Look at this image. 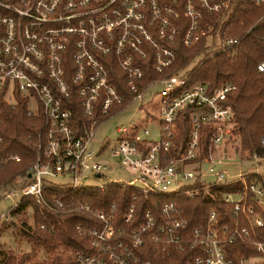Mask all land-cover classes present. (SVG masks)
Wrapping results in <instances>:
<instances>
[{
    "label": "built area",
    "instance_id": "obj_1",
    "mask_svg": "<svg viewBox=\"0 0 264 264\" xmlns=\"http://www.w3.org/2000/svg\"><path fill=\"white\" fill-rule=\"evenodd\" d=\"M230 1L0 0V102L9 108L24 103L27 115L46 121L28 178L23 184L4 186L1 195L16 197L13 205L27 196L52 212L88 213L93 221L77 229L87 233L102 256L77 253V264H152L137 256L151 245L164 253L184 245L200 248L202 254L187 264H264L263 187L246 177L262 174L264 163L259 164L255 154L243 161L228 148L232 111L225 101L235 85L209 90L203 83L189 84L182 74L163 76L175 61L172 45L177 37L186 48L205 37L211 41L215 24L209 15L226 12ZM236 41L228 37L219 44ZM256 68L264 73V61ZM149 69L158 77L148 79ZM154 86L150 93L159 97L158 117L117 128L112 155L116 164L133 171L132 178H111L107 172L115 164L97 158L107 142L96 153L89 148L95 129L104 123L99 119L132 105L139 110L144 93ZM124 103V108L112 112ZM77 108L88 120L84 125L73 116ZM185 112L191 129L178 150L174 139ZM204 124L212 127L207 148L201 144ZM18 159L8 154L0 157V164ZM241 164L244 167L237 173L227 168ZM58 177L65 181L57 182ZM88 179L105 182L95 185ZM111 183L130 184L144 195L174 193L189 198L214 188L237 213L233 232L227 235L228 225L217 224L215 209L204 225L191 227L182 206L174 201L162 204L158 216L150 209L137 214L133 204L123 216H116L115 204L99 210L65 193L104 191ZM220 186L229 190L218 191ZM1 216L6 219V214ZM237 240L259 254L231 257L226 246Z\"/></svg>",
    "mask_w": 264,
    "mask_h": 264
},
{
    "label": "trees",
    "instance_id": "obj_2",
    "mask_svg": "<svg viewBox=\"0 0 264 264\" xmlns=\"http://www.w3.org/2000/svg\"><path fill=\"white\" fill-rule=\"evenodd\" d=\"M209 16L215 24L211 41L205 37L193 47L186 48L177 37L172 45L176 54L175 61L163 76L182 74L189 84L203 83L209 90L226 83L235 85V90L228 93L225 101L232 111V151L243 161L252 159L255 154L259 157V164L264 163V73L256 68L258 62L264 61V4L257 5L254 0H231L226 12ZM228 37L237 41L220 46V41ZM114 73L120 74L118 70H114ZM146 75L148 79L158 77L151 69L146 71ZM120 82L122 86V80ZM126 105L124 103L112 112ZM73 113L79 123L84 125L88 122L79 108ZM106 120L101 118L99 123ZM45 127V118L27 115L24 103L9 108L0 102V157L14 154L19 158L17 161L5 160L0 164V189L26 181L36 158L35 143ZM190 129L188 112L182 113L174 139L178 150H182ZM211 131L212 127L208 124L201 128V144L204 148L210 144ZM246 177L263 187L264 200V167L262 174L250 173ZM226 190L229 188H218V191ZM65 193L99 210L115 204L116 216H123L131 204L135 206L137 214L150 209L158 216L162 204L174 201L182 206V215L188 219L191 227L204 225L209 211L215 209L217 224H225L230 228L227 235L233 232L232 223L237 217L232 205L225 203L214 188L203 190L193 198L174 193L151 192L144 195L138 187L126 183H111L104 191L67 189ZM134 195L136 198L132 199ZM5 214L6 219L0 222V232L11 228L13 236L28 243V249L18 248L20 250L15 251L0 244V264H77V253L101 255L91 245L87 233L77 229L78 225L93 221L84 211L56 213L39 204L33 197L24 196L10 206ZM261 215L264 218L263 211ZM42 224L44 228L40 227ZM226 248L233 258L259 254L240 240L228 244ZM200 254L202 250L196 246L184 245L180 249L171 248V253H164L156 252V247L151 245L146 252L140 251L137 256L152 264H187V260Z\"/></svg>",
    "mask_w": 264,
    "mask_h": 264
},
{
    "label": "rangeland",
    "instance_id": "obj_3",
    "mask_svg": "<svg viewBox=\"0 0 264 264\" xmlns=\"http://www.w3.org/2000/svg\"><path fill=\"white\" fill-rule=\"evenodd\" d=\"M157 87H151L146 93L143 95V106L139 110H135V105H132L128 108H126L121 113L110 117L107 119L104 123L100 124L94 132V135L92 137V140L89 144V148L93 152H97L99 148L104 144V142H107V145L105 149L103 150L102 154L97 155L98 160L105 161L107 164L114 163L115 165H112L107 175L111 178L115 179H124L129 180L132 178L133 171L126 167L122 166L120 164H116V158L112 155V149L114 145L116 144L117 137L119 135V132L117 131L118 127H122L124 125H132L135 122L141 121V119L148 117L149 121L151 119H156L159 114V97L158 95H154L152 97V94L150 91L155 90ZM150 128H153L154 126L148 124ZM232 143L228 145V148L231 149ZM232 150V149H231ZM244 165H232L228 166L227 168L231 173H237L240 172L243 169ZM57 182L65 181L64 178H56ZM88 183L99 185L101 183H104L105 180H92L88 179ZM17 200L16 197L12 199H7L2 197L1 195V189H0V222L2 221V216L5 214V211L10 207L13 206L14 202ZM11 228H7L4 231L0 232V244L7 247L13 248L15 251L27 250L28 249V243L20 238L15 237L12 235ZM20 248V249H18Z\"/></svg>",
    "mask_w": 264,
    "mask_h": 264
}]
</instances>
